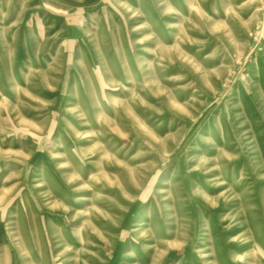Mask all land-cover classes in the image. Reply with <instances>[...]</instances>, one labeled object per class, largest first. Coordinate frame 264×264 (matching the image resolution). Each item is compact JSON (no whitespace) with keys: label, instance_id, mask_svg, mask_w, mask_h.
Segmentation results:
<instances>
[{"label":"rangeland","instance_id":"obj_1","mask_svg":"<svg viewBox=\"0 0 264 264\" xmlns=\"http://www.w3.org/2000/svg\"><path fill=\"white\" fill-rule=\"evenodd\" d=\"M0 264H264V0H0Z\"/></svg>","mask_w":264,"mask_h":264}]
</instances>
